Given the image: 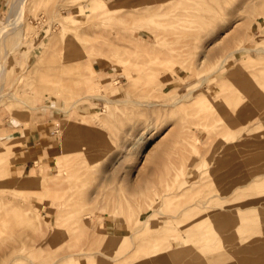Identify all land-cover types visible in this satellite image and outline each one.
Wrapping results in <instances>:
<instances>
[{
    "label": "rangeland",
    "instance_id": "obj_1",
    "mask_svg": "<svg viewBox=\"0 0 264 264\" xmlns=\"http://www.w3.org/2000/svg\"><path fill=\"white\" fill-rule=\"evenodd\" d=\"M6 24L0 264H264V0H0Z\"/></svg>",
    "mask_w": 264,
    "mask_h": 264
},
{
    "label": "bare ground",
    "instance_id": "obj_2",
    "mask_svg": "<svg viewBox=\"0 0 264 264\" xmlns=\"http://www.w3.org/2000/svg\"><path fill=\"white\" fill-rule=\"evenodd\" d=\"M21 16V15H20ZM16 18H18V16L16 17ZM18 19H16L14 22H11L9 25H15V23H16V21H17ZM6 28H7V24L6 25H1L0 26V38H1V36L4 34V32L6 31ZM17 35H18V33H16ZM240 47H236L235 49H234V51H250L252 48H250V47H247V46H241V44L239 45ZM258 49H256L255 51H257ZM259 51V50H258ZM34 171H36L37 172V169L36 170H34Z\"/></svg>",
    "mask_w": 264,
    "mask_h": 264
}]
</instances>
